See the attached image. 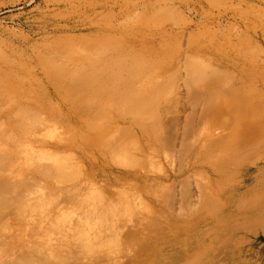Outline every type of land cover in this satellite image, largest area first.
I'll use <instances>...</instances> for the list:
<instances>
[{"label": "bare ground", "instance_id": "1", "mask_svg": "<svg viewBox=\"0 0 264 264\" xmlns=\"http://www.w3.org/2000/svg\"><path fill=\"white\" fill-rule=\"evenodd\" d=\"M118 28L70 26L89 37L68 38L58 68L30 71L27 85L22 67L0 66V264H157L173 255L159 244L205 215L249 209L252 226L264 217L259 195L231 206L218 196L264 126V98L243 88L250 57H220L191 37L168 59L166 32L125 42Z\"/></svg>", "mask_w": 264, "mask_h": 264}, {"label": "rangeland", "instance_id": "2", "mask_svg": "<svg viewBox=\"0 0 264 264\" xmlns=\"http://www.w3.org/2000/svg\"><path fill=\"white\" fill-rule=\"evenodd\" d=\"M140 6L142 8H138ZM166 13L171 18L162 21ZM83 21L111 23L122 30L118 28L117 37L125 42L128 37L166 32L168 36L161 41L167 47L168 59L175 47L191 41V37L197 44L213 43L220 57L236 58L238 52L246 53L252 66L241 62L239 65H243L241 70L251 72L252 79L244 83L243 88L264 98V45L261 44L264 41V0H0V66L12 62L17 69L22 67L20 71L26 85L31 83L30 71L49 68L48 64H52L53 69L57 64L58 68L60 60L55 58V49L72 44L68 38L89 37L86 30L70 29ZM68 50L70 54L73 50L80 51L74 47ZM200 56L212 66L220 60L210 53ZM230 74L237 75L238 71ZM18 84L15 82L6 88L12 90L18 88ZM250 140L254 151L248 156L250 164H243L240 174L227 180L229 185L220 183L218 196L231 203L229 206L235 204L234 199H248L253 195L264 198V126L257 128ZM234 142L228 139L231 145ZM244 176L248 177L247 181L243 180L242 186L237 187V181ZM249 215H254L249 209L216 211L211 216L205 215L197 229L192 221L184 235L159 244V250L168 245V250L178 255L163 259L164 255L159 254L157 264H261L260 259L248 258L249 253L256 256L254 251L260 250L258 239H264V217H258L259 221L252 226L247 225ZM186 226L182 223L171 229L183 230ZM197 238L202 240L197 242Z\"/></svg>", "mask_w": 264, "mask_h": 264}, {"label": "trees", "instance_id": "3", "mask_svg": "<svg viewBox=\"0 0 264 264\" xmlns=\"http://www.w3.org/2000/svg\"><path fill=\"white\" fill-rule=\"evenodd\" d=\"M258 240L260 241V244H261L260 245L261 247H259L260 248L259 251L262 252V258L260 259V262H261V264H264V239H263V237H260Z\"/></svg>", "mask_w": 264, "mask_h": 264}, {"label": "crops", "instance_id": "4", "mask_svg": "<svg viewBox=\"0 0 264 264\" xmlns=\"http://www.w3.org/2000/svg\"><path fill=\"white\" fill-rule=\"evenodd\" d=\"M260 247H261V246H260ZM254 252L257 253L256 256H255V254L252 255V254L249 253V258H248V259L254 257V258H253L254 260H259V259L262 258V252H261V251H258V252L254 251ZM228 256H230V255H228ZM233 256H234V255H233ZM228 259H233V258H230V257H229ZM244 264H247V263H244Z\"/></svg>", "mask_w": 264, "mask_h": 264}]
</instances>
